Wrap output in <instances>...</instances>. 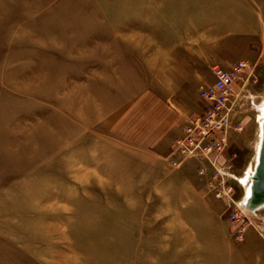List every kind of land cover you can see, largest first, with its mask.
Wrapping results in <instances>:
<instances>
[{"label":"rangeland","instance_id":"1","mask_svg":"<svg viewBox=\"0 0 264 264\" xmlns=\"http://www.w3.org/2000/svg\"><path fill=\"white\" fill-rule=\"evenodd\" d=\"M243 5L0 0V264H264V205L242 203L260 140L264 14L261 33L224 23ZM192 24L200 32H180ZM239 62L215 164L180 155L211 66Z\"/></svg>","mask_w":264,"mask_h":264},{"label":"built area","instance_id":"2","mask_svg":"<svg viewBox=\"0 0 264 264\" xmlns=\"http://www.w3.org/2000/svg\"><path fill=\"white\" fill-rule=\"evenodd\" d=\"M243 65L242 62L234 63L231 69L217 63L211 66L213 82L201 90L205 109L200 115L191 116L181 136L175 139V147L180 155H200L208 159L212 165L215 164L213 158L221 153L226 142L227 129L230 127V96L236 74ZM213 152L215 157L210 155Z\"/></svg>","mask_w":264,"mask_h":264},{"label":"crops","instance_id":"3","mask_svg":"<svg viewBox=\"0 0 264 264\" xmlns=\"http://www.w3.org/2000/svg\"><path fill=\"white\" fill-rule=\"evenodd\" d=\"M237 2H239L241 5H245L246 7V12L238 14V18H235L234 20L232 19V21L230 20H224L227 31L230 33H234V32H241V33H247V32H256V33H261L262 30L260 29L261 25L260 23H256L258 21V18L261 17L264 13L262 11V8H260L259 2H264V0H237ZM243 3V4H242ZM243 5V6H244ZM236 16V17H237ZM245 16H250L253 18L254 23L251 21L247 22L244 20ZM230 22V24H229ZM195 24H192L191 29L188 28H181L180 32H191V33H196V32H200V28L195 27ZM193 27V28H192ZM225 28V29H226ZM236 28V29H234ZM190 29V30H189ZM208 29H210V27H208ZM184 38V37H182ZM181 38V39H182ZM211 36L210 35H204V39L205 41L202 43L203 46L200 43H196L194 44V41H192L193 39H195V37L193 36V39H189V44L186 48L190 49V57L193 61H197L200 58V48L205 47L206 50H208V52L206 51L205 56L208 59V61H210V59L215 60V58H217V54L220 53L218 52V49L216 46H211L209 43ZM196 42V41H195ZM198 42V41H197ZM183 43V42H181ZM208 44V45H207ZM199 45V46H198ZM197 47V48H195ZM222 50V49H221ZM205 102V101H204ZM189 109H184L181 105H180V127L182 126L183 122H184V118H185V113L188 111ZM188 114V113H187ZM170 138V137H169ZM170 142L168 141L166 148L169 147Z\"/></svg>","mask_w":264,"mask_h":264},{"label":"water","instance_id":"4","mask_svg":"<svg viewBox=\"0 0 264 264\" xmlns=\"http://www.w3.org/2000/svg\"><path fill=\"white\" fill-rule=\"evenodd\" d=\"M261 117L256 162L249 176L248 194L242 199L243 205L250 210H255L264 205V109Z\"/></svg>","mask_w":264,"mask_h":264},{"label":"bare ground","instance_id":"5","mask_svg":"<svg viewBox=\"0 0 264 264\" xmlns=\"http://www.w3.org/2000/svg\"><path fill=\"white\" fill-rule=\"evenodd\" d=\"M264 109V104L263 105H261V107H260V112H261V114H260V121H261V119H262V110ZM256 156H257V153H256ZM256 162V161H255ZM255 165V164H254ZM253 169H254V167H253ZM253 171V170H252ZM252 171L251 172H248V173H246L245 174V176H244V179L242 180L244 183H246V181H248L247 183V185H246V188H245V190H246V192H245V195L244 196H246L247 194H248V191H249V180H248V178H249V176L251 175V173H252Z\"/></svg>","mask_w":264,"mask_h":264}]
</instances>
